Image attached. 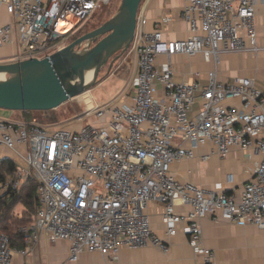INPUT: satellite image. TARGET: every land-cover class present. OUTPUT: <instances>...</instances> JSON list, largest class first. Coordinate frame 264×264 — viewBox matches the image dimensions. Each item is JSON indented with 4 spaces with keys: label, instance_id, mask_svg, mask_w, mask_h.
<instances>
[{
    "label": "built area",
    "instance_id": "2783aa9c",
    "mask_svg": "<svg viewBox=\"0 0 264 264\" xmlns=\"http://www.w3.org/2000/svg\"><path fill=\"white\" fill-rule=\"evenodd\" d=\"M99 1L109 2L0 0L14 19L0 26V46L16 29V59L42 58L65 46L64 36L80 27ZM256 2L184 0L188 34L179 40L164 38L159 29L146 31L140 2L130 43L136 71L129 101L91 107L85 114L96 122L77 129L0 119V146L18 150L22 162L7 184L18 190L35 179L37 202L32 221L18 228L23 247H10L0 231V264H12L14 254H27L41 237L67 241L71 261L82 251L112 258L123 246L152 245L167 253L168 244L150 228L149 202L164 204L165 234L181 231L200 264H215L214 252L202 244L203 217L264 228V90L249 77L219 81L215 67L204 84L177 80L171 63L176 54L201 52L215 65L220 52H254ZM61 22L68 25L64 31ZM159 55L165 60L158 62ZM201 145L219 156L231 148L260 155L238 195L221 184L207 189L172 174L173 162L193 158ZM3 187L0 183V196ZM175 205L188 209L177 212Z\"/></svg>",
    "mask_w": 264,
    "mask_h": 264
},
{
    "label": "crops",
    "instance_id": "0c3cea01",
    "mask_svg": "<svg viewBox=\"0 0 264 264\" xmlns=\"http://www.w3.org/2000/svg\"><path fill=\"white\" fill-rule=\"evenodd\" d=\"M183 5L184 0H142L140 6L146 20L144 29L146 31L159 29L163 37L170 40L184 39L188 31L187 24L182 18ZM254 20L257 33V49L254 52L249 49L220 52L215 65L212 61L204 60L201 52L192 56L176 54L171 57L175 78L196 79L204 84L206 73L215 67L219 81L231 82L236 77H249L253 79L256 87L264 90V0H257ZM6 23H14V19L6 12L5 7L0 5V26ZM18 51L17 31L14 29L11 39L0 46V63L16 61ZM131 57L133 65L129 81L127 85L120 82L123 88L122 99L126 101L133 96L131 84L136 71L133 54ZM164 60L163 55L157 56L158 62ZM0 119L20 120L21 111L0 108ZM86 122L96 120L90 117ZM80 124L71 128L77 129ZM202 155L207 157L201 159ZM0 158H9L16 164L20 161L18 150H7L2 146ZM259 160L260 155L251 151L231 148L228 154L219 156L210 153V147L201 145L194 149L193 158L173 162L171 172L179 180L190 181L207 189L221 184L226 192L238 195L241 184L250 179ZM5 189L6 187L2 188L1 194ZM163 207L164 204L160 202H149L147 214L151 230L168 244L167 253L152 245L123 246L112 258L95 251H82L76 260L71 261L67 241L49 242L41 237L27 254H14L12 264H200L199 256L193 253L181 231L177 230L173 236L165 234L162 221ZM174 209L181 212L187 210L188 206L175 205ZM24 210V206L16 202L11 207L10 214L20 216ZM33 215L34 211L31 214V221ZM200 228L202 244L214 252L215 264H264V228L250 224L239 226L221 219L213 221L210 217L200 219ZM23 246L22 244L21 247ZM11 247L21 248L17 245Z\"/></svg>",
    "mask_w": 264,
    "mask_h": 264
},
{
    "label": "water",
    "instance_id": "95a60500",
    "mask_svg": "<svg viewBox=\"0 0 264 264\" xmlns=\"http://www.w3.org/2000/svg\"><path fill=\"white\" fill-rule=\"evenodd\" d=\"M140 2L120 0L102 24L42 58L0 63V108L55 109L86 91L100 69L107 64L109 71L132 42Z\"/></svg>",
    "mask_w": 264,
    "mask_h": 264
},
{
    "label": "rangeland",
    "instance_id": "374dc122",
    "mask_svg": "<svg viewBox=\"0 0 264 264\" xmlns=\"http://www.w3.org/2000/svg\"><path fill=\"white\" fill-rule=\"evenodd\" d=\"M119 2L120 0H109V2L106 3L109 7L105 8V3L99 1L94 11L80 25L79 29L81 28L82 31H87L99 26L98 24L105 19V17H102V20L100 19L99 21L96 20L97 17L103 15L101 14L103 12L105 16L106 11H108L107 14L111 16L116 10ZM64 43L68 44L66 40H64ZM130 48L131 46L129 45L126 51L120 54L119 57L113 61L109 71H107V64L103 66L98 72L93 85L86 91L69 99L56 108V113L58 114L57 122L59 124L65 125V123L73 121L75 123L68 126L73 127L75 125H79L81 122L84 123L89 120V115H86L85 113L91 107L101 104L115 105L121 100V90L123 89L121 83H126L127 85L133 65L131 61V58L133 57H131L132 53ZM38 120L45 122V120L42 119V116H39ZM17 164H22V162L19 161Z\"/></svg>",
    "mask_w": 264,
    "mask_h": 264
},
{
    "label": "trees",
    "instance_id": "16d2710c",
    "mask_svg": "<svg viewBox=\"0 0 264 264\" xmlns=\"http://www.w3.org/2000/svg\"><path fill=\"white\" fill-rule=\"evenodd\" d=\"M104 6L105 8L109 7L106 4H104ZM107 12L108 11H106L105 16L104 12L101 13L103 15L98 16L96 20L99 21L102 17L108 19L110 15H108ZM105 19H101L102 21L98 25L102 24ZM88 31L89 30L82 31L81 28L79 29L78 27L74 31L68 32L64 36V40L70 43ZM39 116H42V119L45 120V122L39 121ZM21 118L25 120H35L39 125L48 127H70L75 123L70 121L65 123V125L59 124L57 122L58 114L56 113V108L49 110H21ZM15 170L16 163L13 160L9 158H0V183L6 187L5 192L0 196V231L7 235L10 247L12 245L21 247L22 244L24 245V236L18 228L22 225L29 224L31 221V214L37 203L35 198L36 180L33 178L28 179L18 190H13L7 182ZM16 202H20L25 208L20 216L10 214L11 207Z\"/></svg>",
    "mask_w": 264,
    "mask_h": 264
},
{
    "label": "bare ground",
    "instance_id": "6f19581e",
    "mask_svg": "<svg viewBox=\"0 0 264 264\" xmlns=\"http://www.w3.org/2000/svg\"><path fill=\"white\" fill-rule=\"evenodd\" d=\"M59 26H60V29H61L62 31L66 30V29L68 28V25L65 26V22H61V23L59 24ZM91 75H92V72L89 71V72L87 73V75H86V80H89L90 77H91ZM2 76H3V75L0 74V77H2Z\"/></svg>",
    "mask_w": 264,
    "mask_h": 264
}]
</instances>
